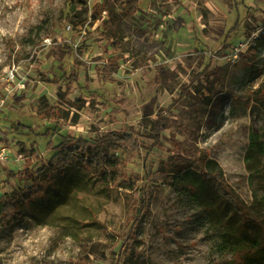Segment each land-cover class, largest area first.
<instances>
[{
  "label": "rangeland",
  "instance_id": "obj_1",
  "mask_svg": "<svg viewBox=\"0 0 264 264\" xmlns=\"http://www.w3.org/2000/svg\"><path fill=\"white\" fill-rule=\"evenodd\" d=\"M72 1L0 0V198L33 184L6 169L36 176L61 134L124 159L122 177L67 158L13 221L0 218V264H232L231 208L210 187L196 199L156 171L168 154H206L264 222V111L253 96L264 0L116 3L115 32L100 26L105 0ZM158 117L162 144L150 137ZM242 233L243 247L261 244L254 223Z\"/></svg>",
  "mask_w": 264,
  "mask_h": 264
},
{
  "label": "trees",
  "instance_id": "obj_2",
  "mask_svg": "<svg viewBox=\"0 0 264 264\" xmlns=\"http://www.w3.org/2000/svg\"><path fill=\"white\" fill-rule=\"evenodd\" d=\"M73 5L79 7L80 4H84V0H73ZM138 0H105L103 7H100L101 11L107 12V19H103L100 22V26H104L110 32H115L116 28L120 25L121 18H118V14L114 11V5L118 4H130L131 10L137 6ZM96 10L94 11V13ZM95 20H99L100 16H95ZM70 49L61 50V56L70 52ZM59 70V69H58ZM54 71L53 76L62 78V71ZM208 70L206 67L204 73ZM69 78L73 81H78L77 76L70 74ZM254 101L264 111V80L259 84L258 88L253 94ZM53 110V107H51ZM54 110L51 111L54 114ZM23 127V125H20ZM153 142L156 144L163 143V137L161 131L167 128L166 121L162 117H158L153 121ZM19 129V127H18ZM47 131V130H46ZM46 134V133H45ZM59 141L56 144L49 142L47 147L50 151V159L48 164L39 169L36 176L31 175L29 166H24L22 169L7 170L6 175L9 177H16L25 180H32V185L26 191L12 192L8 196H2L0 198V218L5 222H11L16 218L17 210L21 206H27L34 200L36 194H42L45 192L44 181L42 177L47 175L50 177L53 170L56 168L62 169L66 159L70 157H80L85 163L98 171L106 180L117 182L122 177L121 168L124 163V159H121L117 155L107 154L104 151L92 148L89 141L85 138L70 137L66 135H59ZM257 135L250 134V146H254L257 143ZM125 144L134 146L135 144L130 138H125ZM18 150L25 157L31 154L32 148L28 149L24 142H17ZM258 149L262 150V146ZM159 175V180L163 183H167L176 190H184L191 194L194 198L198 199L206 188L210 187L217 196L226 205L231 208V217L238 219L237 223H233L231 227L225 229L223 232V242L230 248L232 257L234 260L232 264H263L264 263V222L258 217L251 215L249 208L234 192L232 187L224 179L221 167L206 154H200L199 156L186 157L180 154H168L166 159L160 162V167L156 171ZM52 179V178H51ZM49 178V182L51 181ZM43 182V183H42ZM254 223L262 234L261 244L251 247H243L242 242L243 233L249 223ZM236 229L239 232V236L236 234Z\"/></svg>",
  "mask_w": 264,
  "mask_h": 264
},
{
  "label": "built area",
  "instance_id": "obj_3",
  "mask_svg": "<svg viewBox=\"0 0 264 264\" xmlns=\"http://www.w3.org/2000/svg\"><path fill=\"white\" fill-rule=\"evenodd\" d=\"M2 102L3 101H0V106L2 105ZM3 150H4L3 147L0 145V154H2Z\"/></svg>",
  "mask_w": 264,
  "mask_h": 264
}]
</instances>
